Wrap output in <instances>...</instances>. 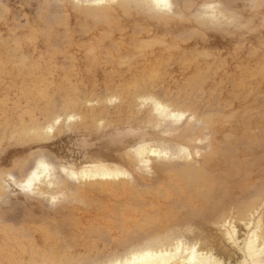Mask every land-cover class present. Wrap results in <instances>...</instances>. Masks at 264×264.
I'll return each mask as SVG.
<instances>
[{
    "label": "rangeland",
    "instance_id": "374dc122",
    "mask_svg": "<svg viewBox=\"0 0 264 264\" xmlns=\"http://www.w3.org/2000/svg\"><path fill=\"white\" fill-rule=\"evenodd\" d=\"M254 231L264 0H0V264H251Z\"/></svg>",
    "mask_w": 264,
    "mask_h": 264
},
{
    "label": "bare ground",
    "instance_id": "6f19581e",
    "mask_svg": "<svg viewBox=\"0 0 264 264\" xmlns=\"http://www.w3.org/2000/svg\"><path fill=\"white\" fill-rule=\"evenodd\" d=\"M151 1L155 2V0H151ZM134 152H138L139 155L147 152L149 156L155 154V151L153 149L147 150L146 147H140V146L137 148V151L135 150ZM41 167L46 168L44 164H41ZM84 175L98 177L101 179H107L114 175V171H111L105 164L99 163V164H94V168H92L91 170H86V172L84 171ZM199 175H202V174H199ZM258 238L259 237L256 231H254L246 246V250L249 256L248 258L250 259L251 264H264L263 263L264 260L262 259V256H264V244L259 243L260 241H258ZM164 247L163 248L157 247L151 250L147 249L146 251L133 254L131 257L129 256L130 258L127 257L128 260H126L123 264H172V263L173 264H222L221 261L217 259L216 257H214L211 252L200 251L199 248H196L195 246L186 247L182 243H176L174 245L171 244V246L169 247L167 246L165 248Z\"/></svg>",
    "mask_w": 264,
    "mask_h": 264
}]
</instances>
